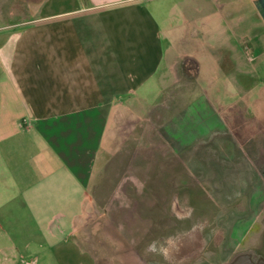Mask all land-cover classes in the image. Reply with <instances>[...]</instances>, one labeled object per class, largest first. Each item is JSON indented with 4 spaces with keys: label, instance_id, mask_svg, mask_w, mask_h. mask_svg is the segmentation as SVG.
<instances>
[{
    "label": "rangeland",
    "instance_id": "rangeland-1",
    "mask_svg": "<svg viewBox=\"0 0 264 264\" xmlns=\"http://www.w3.org/2000/svg\"><path fill=\"white\" fill-rule=\"evenodd\" d=\"M205 2L201 27L186 23ZM175 22L168 84L122 119L76 222L93 264H223L224 252L264 254V20L254 0H189ZM191 233L197 243L183 245Z\"/></svg>",
    "mask_w": 264,
    "mask_h": 264
},
{
    "label": "crops",
    "instance_id": "crops-1",
    "mask_svg": "<svg viewBox=\"0 0 264 264\" xmlns=\"http://www.w3.org/2000/svg\"><path fill=\"white\" fill-rule=\"evenodd\" d=\"M185 1L0 0V264H93L76 222L122 119L168 84Z\"/></svg>",
    "mask_w": 264,
    "mask_h": 264
},
{
    "label": "water",
    "instance_id": "water-1",
    "mask_svg": "<svg viewBox=\"0 0 264 264\" xmlns=\"http://www.w3.org/2000/svg\"><path fill=\"white\" fill-rule=\"evenodd\" d=\"M254 4L264 20V0H254ZM223 264H264V255L255 248L245 249Z\"/></svg>",
    "mask_w": 264,
    "mask_h": 264
},
{
    "label": "flooded vegetation",
    "instance_id": "flooded-vegetation-1",
    "mask_svg": "<svg viewBox=\"0 0 264 264\" xmlns=\"http://www.w3.org/2000/svg\"><path fill=\"white\" fill-rule=\"evenodd\" d=\"M195 59L194 58H192L191 60H190V62L189 61H187L186 62V64L189 62L190 63V67H193L192 69L194 70H197V72H196V75H197V73H198V67L196 66L197 64H195ZM187 67V66H186ZM229 156V155H228ZM205 180H207V181H209V180H212L211 178H209L208 176L206 177V179ZM209 198L210 199H213L214 197L213 196H209ZM212 203H215L216 204V202L214 201V202H212ZM191 208H193V209H195L196 210V208H195V206L193 207L192 205L190 206ZM219 210V209H218ZM264 212V211H263ZM194 213V212H193ZM192 214V213H191ZM231 216H233V213L230 215V216H228L229 218L231 217ZM238 217V216H237ZM236 217V218H237ZM258 217H259V219H260V217H261V213L258 215ZM258 217H257V219H258ZM233 218V217H232ZM235 218V219H236ZM264 222V221H263ZM189 224H191V222L189 223ZM190 229H192L194 232H196L197 231V224L194 222V223H192L191 225H190ZM192 235H194L195 237L193 238V240H189V239H191V237H192ZM181 239H182V237H181ZM196 240H198V237H196V234L195 233H191V235H190V238H188V240L186 241V243H183V245L185 244V245H189L190 246V244H191V246L192 245H195L196 243H197V241ZM226 244V243H225ZM182 245V244H181ZM255 249H257V248H255ZM239 251H241V250H236L233 254H231V255H229L228 257H226L225 259L223 258V256H225V252L221 255V257H219V261H222V262H224V261H229L231 258H233V256L237 253V252H239ZM264 255V254H263ZM193 258V257H192ZM188 261H193V259H189Z\"/></svg>",
    "mask_w": 264,
    "mask_h": 264
}]
</instances>
